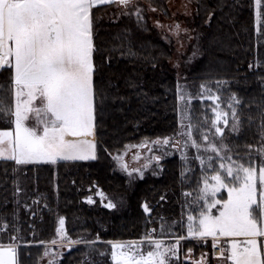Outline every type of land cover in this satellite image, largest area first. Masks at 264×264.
Instances as JSON below:
<instances>
[{"label":"trees","instance_id":"obj_1","mask_svg":"<svg viewBox=\"0 0 264 264\" xmlns=\"http://www.w3.org/2000/svg\"><path fill=\"white\" fill-rule=\"evenodd\" d=\"M193 2L199 44V56L189 70L193 88L201 92L204 84L208 96H219L217 102L228 113L229 124L230 98L237 94L242 101L237 106L242 123L238 132L228 134L229 152L232 160L247 163L248 145H252V158L258 161L259 105L264 99V32L256 31L255 0ZM261 7L264 10V0ZM170 57L169 46L153 36L149 53L152 75L95 79L98 108L94 158L20 165L0 160V244L17 245V264H41L45 245L50 244L66 247L57 264H113L110 242L141 238L152 227L159 231L163 223L172 226L162 234L165 236L157 233L158 237H183L176 264H198L205 253L208 264H212L216 256L211 239L187 238L179 222L181 212L186 210L182 203L184 191L191 192L193 201L197 199L203 175L211 174L208 166L185 162L178 155L168 156L160 161L159 173H146L133 186L116 166L117 155L129 145L171 136L177 131L176 79L158 71L159 65ZM7 76V71L1 69L0 84L5 87ZM213 106L210 99L191 103L189 115L197 142L213 121ZM6 125L10 124L0 119V126ZM213 167L218 168L217 161ZM17 186L20 193H16ZM97 192L118 197L123 205L113 209L90 203L87 198ZM145 203L149 213L143 209ZM60 216L65 218L64 231L71 240L95 241L94 246L78 242L68 247V240H60ZM188 252L195 262L183 259Z\"/></svg>","mask_w":264,"mask_h":264},{"label":"snow or ice","instance_id":"obj_2","mask_svg":"<svg viewBox=\"0 0 264 264\" xmlns=\"http://www.w3.org/2000/svg\"><path fill=\"white\" fill-rule=\"evenodd\" d=\"M112 3L128 7L131 0H0V69L8 73L7 87L0 84V119L11 125L0 128V158L17 165L94 158L98 108L95 75L99 68L94 58L98 48L93 9ZM261 4L262 0H255L257 33L264 32ZM136 15L139 19L138 7ZM200 87L208 91L204 84ZM178 99H185L179 87ZM209 99L219 100V96ZM241 103L233 93L229 107L234 132L240 130L242 123L237 107ZM218 107L212 109L215 113L212 125L221 139L219 145L209 141L207 132L203 134L205 143L198 144L192 139L191 123L185 126L181 122L186 131L180 134L187 135L198 151L203 147L205 152L215 153V157H207L211 175L205 174L201 179L196 199L200 211L198 215L187 216V235L211 237L214 251L219 245H226L217 253L224 264H264V99L259 105L260 145L256 148L260 159L252 158L253 146L248 145L247 163L223 154L229 151V146L222 142L225 129L217 122L223 119L227 125L229 121L228 113L218 111ZM181 116L186 114L181 112ZM187 118L191 120L190 115ZM168 142L164 138V143ZM196 158L203 166L204 157ZM214 158L221 161L218 168L213 167ZM154 159L159 161L160 157ZM225 160L229 163L225 164ZM134 171L143 176L140 169ZM221 189L226 190V198H217ZM21 191L17 186L16 193ZM87 199L91 202V197ZM107 207L115 205L109 200ZM143 209L150 212L147 203ZM64 223L65 218L60 216L57 233L62 240H68V247L78 242L94 246L95 241L71 240L64 231ZM154 231L142 237V244L150 247L147 252L142 244L137 247L136 241L110 242L114 264H171L172 258L178 259L179 241L183 237L178 236L175 244H168L164 237L157 238ZM50 254L49 264H57L59 254L45 245L44 255ZM16 255L14 244H0V264H16ZM198 264L207 261L202 257Z\"/></svg>","mask_w":264,"mask_h":264},{"label":"rangeland","instance_id":"obj_3","mask_svg":"<svg viewBox=\"0 0 264 264\" xmlns=\"http://www.w3.org/2000/svg\"><path fill=\"white\" fill-rule=\"evenodd\" d=\"M137 7L140 9L139 19L136 15ZM196 15L197 10L193 0H131L128 7L121 6L118 3L105 4L104 9L100 12V16H95L94 18V20L97 21V30L96 28L94 30V40L98 48L94 58L99 68V71L95 75L96 79L102 77L111 79L131 77L141 78L152 75L149 70L151 66L149 62V53L151 40L153 36H156L165 42L171 50V57L159 65L158 71L173 76L176 79L177 93L179 87L185 96L184 100L178 99V127L173 135L159 137L153 140H145L139 144L129 145L125 151L117 155V158L115 159L116 166L118 170L127 177V182L130 186H133L137 179L142 177L139 171L134 170L140 169L143 172V176L146 173L157 174L162 168L160 161L165 157L178 155L185 162L195 161L196 164L200 166H202L200 160L196 158L198 155L204 157V165L207 166L209 163L207 157L210 155L215 157V153L210 151L205 152L203 147L198 151L197 148L192 145L191 140L187 135L180 134L186 131V128L181 126L182 120L185 126L191 123L187 116L190 113L192 101L195 99H209L210 97L203 90L201 92H196L194 90L193 86L195 84L189 75L191 65L199 56V44L197 38L198 28L195 27ZM177 25H179V28L176 27ZM201 97H203V99ZM213 102V107H217V105L219 106L217 100ZM217 110L222 111L220 106ZM181 112H184L186 116L182 118ZM214 119L215 113L213 120ZM6 123L7 122H5V124ZM217 123L218 126L225 129L222 142L227 144L228 134L234 132L232 131V124L228 123L225 125L223 119L219 120ZM205 132L208 134L209 141L215 142L218 145L221 143V139L219 135L215 133V128L212 123L208 125L204 133ZM164 138H168L169 142L164 143ZM192 139H195L193 132ZM185 141H188L187 145L185 144ZM197 143L203 145L205 143L203 137L201 141ZM223 154L232 157L229 151ZM157 156L160 157L159 161L154 159ZM258 159H260L259 156ZM0 160L3 159L0 158ZM149 161L150 163L145 167V164ZM214 161L218 162L219 167L221 161L214 158L212 164H214ZM224 163L227 164L229 161L225 160ZM124 164L127 165V168L123 167ZM210 175L211 174H209V176ZM186 192L191 193L188 190L183 193L184 198L182 203L185 205L186 210L181 212L179 222L185 231V236L187 238H194L187 235V216L189 214L198 215L200 205L196 203V199L193 201L191 195L186 196ZM226 195V190L221 189L217 198H226ZM109 200L115 205L114 208H119L123 205V202L118 197L107 196L105 194L101 195V192H97L96 195L91 196L90 203H98L107 207ZM192 208H194L195 211L192 210ZM162 225L164 228L163 231H161ZM162 225L160 226L159 231H157L155 227H152L149 231L155 230L154 235L157 238H160L157 233H160L161 236H165L162 234H165V231H167L172 225H170V223H163ZM59 239L62 240L61 237ZM130 241H136L137 247H140L142 244V237H139L138 239L113 242ZM165 242L168 244H175L176 239L165 238ZM15 247L17 249V245H15ZM142 247L144 252L150 250L147 243H143ZM219 247L226 248L227 246L221 244ZM48 248L59 254L56 257V260H58L61 254L66 250L65 245L53 247L52 244H50ZM203 258L208 264V253H205ZM51 259V254L48 256L43 255L41 264H49ZM183 259L195 262L189 252L183 256ZM178 260L179 259L177 258H172L171 264L178 263ZM212 264H224V260L222 257L216 256V258L213 259Z\"/></svg>","mask_w":264,"mask_h":264},{"label":"crops","instance_id":"obj_4","mask_svg":"<svg viewBox=\"0 0 264 264\" xmlns=\"http://www.w3.org/2000/svg\"><path fill=\"white\" fill-rule=\"evenodd\" d=\"M102 9H104V5H100V6H97L93 9V19L95 18V16H100V12L102 11ZM97 21L94 20V30L96 28L97 30ZM99 30V29H98ZM96 79V78H95ZM9 124V123H7ZM11 125H6V127H9ZM1 127V126H0ZM2 128V127H1ZM90 159V158H89ZM75 160H82V159H79V158H76V159H69V160H65V159H58L57 161H75ZM29 162H51V161H29ZM211 239V238H210ZM216 258V257H215Z\"/></svg>","mask_w":264,"mask_h":264},{"label":"built area","instance_id":"obj_5","mask_svg":"<svg viewBox=\"0 0 264 264\" xmlns=\"http://www.w3.org/2000/svg\"><path fill=\"white\" fill-rule=\"evenodd\" d=\"M0 70H1V69H0ZM211 241H212V239H211ZM219 249H220V247L218 246V247L216 248V250L214 251V250H213V243H212V251H213V255L218 256L217 253L219 252Z\"/></svg>","mask_w":264,"mask_h":264}]
</instances>
